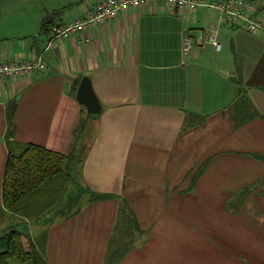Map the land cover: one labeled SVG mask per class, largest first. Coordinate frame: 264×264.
<instances>
[{
  "label": "crops",
  "instance_id": "crops-1",
  "mask_svg": "<svg viewBox=\"0 0 264 264\" xmlns=\"http://www.w3.org/2000/svg\"><path fill=\"white\" fill-rule=\"evenodd\" d=\"M85 1L0 0V62L46 65L0 78V208L14 100L13 149L63 153L79 184L111 195L46 226L49 264H111L121 201L144 234L112 264H264V37L222 23L213 7L155 2L88 28L86 41L47 46L50 27L81 16ZM201 31L220 48L199 43ZM83 76L96 118L75 97ZM7 214L0 229L19 218Z\"/></svg>",
  "mask_w": 264,
  "mask_h": 264
},
{
  "label": "trees",
  "instance_id": "trees-1",
  "mask_svg": "<svg viewBox=\"0 0 264 264\" xmlns=\"http://www.w3.org/2000/svg\"><path fill=\"white\" fill-rule=\"evenodd\" d=\"M45 24L43 22L41 26L44 28ZM241 98L250 114L249 117L253 116V107L245 102L243 97ZM14 103L15 101L12 100L7 110L9 123L7 144L9 151L3 175V206L0 208V219L7 213H12L19 218L11 226L0 229V264H12V262L16 264H49L44 257L46 226L55 220L75 214L87 201L106 199L111 195L97 193L88 186L79 183L76 185L73 177L74 170L68 166V159L63 153L34 143L17 144L16 148L13 149V143L16 141L9 138L12 137ZM246 119L235 118L239 121L238 124L243 123ZM71 176V183L76 187H73L71 192L64 196L63 193L66 192L64 188ZM52 182H59L58 186H60L59 191L61 193L59 195L55 194V198L62 201L57 206V213L53 214L52 218L44 223L45 227L37 235L32 236L28 224L26 226L24 220L30 221L27 216L31 211L44 205L42 197L48 186H50L49 191L51 190L52 185L50 184ZM20 224H22V227H20ZM114 232L111 239L113 252L111 254L107 253L106 258L107 263L111 264L121 258L126 250L131 248L138 238L144 234L125 201H121L119 205Z\"/></svg>",
  "mask_w": 264,
  "mask_h": 264
},
{
  "label": "built area",
  "instance_id": "built-area-1",
  "mask_svg": "<svg viewBox=\"0 0 264 264\" xmlns=\"http://www.w3.org/2000/svg\"><path fill=\"white\" fill-rule=\"evenodd\" d=\"M159 2L170 8L178 10L194 11L198 7L208 6L216 8L219 12V19L226 25H244L253 33L264 37V3L261 0H86L83 3V13L63 25L50 27V38L47 46L52 42L62 41L73 34H81L80 39L87 40L85 32L100 23L116 18L120 13L129 8L148 5ZM198 41L209 42L218 50L220 43L215 35L209 31H201ZM193 44L191 37L185 35L182 40L181 50L187 53ZM45 63L40 56L27 58L22 61H1L0 78L11 76H24L31 71H43Z\"/></svg>",
  "mask_w": 264,
  "mask_h": 264
},
{
  "label": "rangeland",
  "instance_id": "rangeland-1",
  "mask_svg": "<svg viewBox=\"0 0 264 264\" xmlns=\"http://www.w3.org/2000/svg\"><path fill=\"white\" fill-rule=\"evenodd\" d=\"M61 25H63V24H61ZM77 175H78V171L74 169L73 177H74V181H75L76 185H78V183H79V177ZM71 179H72V176H71V178L68 179L67 185L64 188V190H66V192L63 193L64 196L67 193H70L73 187H76V185L71 183ZM60 180H61V178H60ZM58 183L59 182H52V184H50V185H52L51 186L52 188L50 191H49L50 186H48V189L46 190L45 194L42 197L44 205L39 206L38 209L31 211L29 216H27L30 221L24 220V224L26 226H27V224L31 225V223H32L34 234L39 233L42 230V228L45 227L44 223L46 221H48L50 218H52L53 214L57 213V211H58L57 206L60 205V203L62 201V200L61 201L56 200V198H55V194L59 195L61 193L59 191L60 186H58ZM12 215H14V214H12ZM8 217H9L8 214H6L3 217V221L6 220V218H8ZM15 217H17V216H15ZM12 264H16V263L12 262Z\"/></svg>",
  "mask_w": 264,
  "mask_h": 264
},
{
  "label": "water",
  "instance_id": "water-1",
  "mask_svg": "<svg viewBox=\"0 0 264 264\" xmlns=\"http://www.w3.org/2000/svg\"><path fill=\"white\" fill-rule=\"evenodd\" d=\"M77 101L86 107L88 116L97 117L101 112L100 102L96 96L91 80L87 76H83L78 84L76 91Z\"/></svg>",
  "mask_w": 264,
  "mask_h": 264
}]
</instances>
